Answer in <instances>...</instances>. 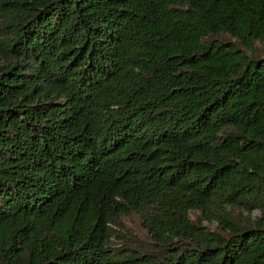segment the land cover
<instances>
[{
	"label": "trees",
	"instance_id": "1",
	"mask_svg": "<svg viewBox=\"0 0 264 264\" xmlns=\"http://www.w3.org/2000/svg\"><path fill=\"white\" fill-rule=\"evenodd\" d=\"M0 264H264V0H0Z\"/></svg>",
	"mask_w": 264,
	"mask_h": 264
},
{
	"label": "rangeland",
	"instance_id": "2",
	"mask_svg": "<svg viewBox=\"0 0 264 264\" xmlns=\"http://www.w3.org/2000/svg\"><path fill=\"white\" fill-rule=\"evenodd\" d=\"M254 215H257V213L256 212H253V216ZM127 224L129 225V226H133L134 225V222L132 221L131 223L130 222H127ZM215 224V223H214Z\"/></svg>",
	"mask_w": 264,
	"mask_h": 264
}]
</instances>
